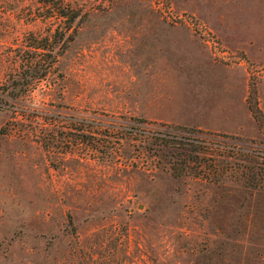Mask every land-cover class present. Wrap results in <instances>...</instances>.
Returning <instances> with one entry per match:
<instances>
[{
  "label": "rangeland",
  "instance_id": "obj_1",
  "mask_svg": "<svg viewBox=\"0 0 264 264\" xmlns=\"http://www.w3.org/2000/svg\"><path fill=\"white\" fill-rule=\"evenodd\" d=\"M65 1L26 86L57 22L0 0V264H264V0Z\"/></svg>",
  "mask_w": 264,
  "mask_h": 264
},
{
  "label": "trees",
  "instance_id": "obj_2",
  "mask_svg": "<svg viewBox=\"0 0 264 264\" xmlns=\"http://www.w3.org/2000/svg\"><path fill=\"white\" fill-rule=\"evenodd\" d=\"M46 8V12L43 15L44 17L53 16L57 22L54 31L49 30L48 33L43 35L37 42L30 41V43H26L29 46V49L25 50H38L41 52V62L39 63V67L41 68V72L38 75H34L33 70L35 69L34 57L30 55L28 57H24L22 60V65L26 67L25 74H22V77L26 79V86H29L35 78H40L44 76L48 70L53 66L56 61L57 53L63 49L66 43V39L70 37L71 31L70 29L73 26L74 21L79 16V11L72 5H70L65 0H39ZM62 40L60 48L55 50L57 42ZM256 89L254 86L250 88L249 96L255 95ZM250 110L254 118L260 120V116L264 115L261 108L258 106L256 100L254 103H249ZM123 137V135H121ZM170 167L172 168V172L174 174H181L184 169V165H180L177 167L174 161L170 162ZM180 168V170H179Z\"/></svg>",
  "mask_w": 264,
  "mask_h": 264
}]
</instances>
